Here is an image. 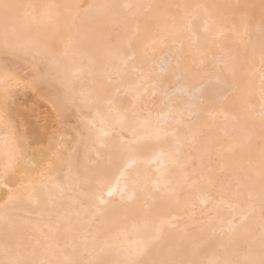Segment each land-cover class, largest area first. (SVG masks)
<instances>
[{"label": "snow or ice", "instance_id": "snow-or-ice-1", "mask_svg": "<svg viewBox=\"0 0 264 264\" xmlns=\"http://www.w3.org/2000/svg\"><path fill=\"white\" fill-rule=\"evenodd\" d=\"M61 8L93 13L87 25H76L73 18L75 38L62 34ZM197 19L201 24L194 23ZM0 22V187L7 190L0 203V264H264V0L86 6L0 0ZM201 28L203 35L198 34ZM225 29L246 38L245 48L211 57L223 69L207 80L191 83L195 62L182 64L176 53L163 50L170 38L186 31L189 52H198L214 41V32L223 36ZM140 33L161 48L139 55L133 39ZM58 45L64 46L62 53ZM257 56L259 111L247 80L239 117L243 124L237 127V117H232L233 123H224L216 134V125L205 117L211 118L216 104L251 75ZM137 58L149 71L130 79L128 62ZM76 60L80 66L72 77L87 73L90 85L79 98L66 67ZM156 63L160 67L154 73L151 65ZM200 70H207L204 60ZM149 80L153 95L160 89L166 120L151 111L144 114L141 89L147 94ZM20 88L45 89L63 99L61 110L53 109L58 118L74 109L99 146L97 162L74 185L65 187L61 181L63 155L52 150L51 142L55 132L40 159L31 162L35 151L16 122L18 116L10 115L13 89ZM257 120L258 149L252 136L240 132L241 127H255ZM144 153L154 154L144 163L155 165V172L129 175ZM105 154L119 168L120 178L130 182L121 185L118 179L119 188L111 184L98 163ZM105 191L108 197L118 195L119 203L105 199ZM65 200L79 206L83 215H73L85 219L87 228L73 222ZM198 204L204 206L199 216L190 211ZM25 205L40 211L25 212ZM257 206L258 219H250Z\"/></svg>", "mask_w": 264, "mask_h": 264}, {"label": "bare ground", "instance_id": "bare-ground-1", "mask_svg": "<svg viewBox=\"0 0 264 264\" xmlns=\"http://www.w3.org/2000/svg\"><path fill=\"white\" fill-rule=\"evenodd\" d=\"M10 3H17L22 5H99V4H140V3H158V4H199V3H216V4H259L260 0H8ZM57 10L53 9L51 12L54 14ZM79 11V15L77 12ZM60 12V27L62 30L63 36L67 39L68 37L75 38L76 32L75 27L72 25V20L75 18L76 25H87L89 23L88 17L93 15V13H85L83 10H77L76 8H61ZM46 18L41 16L40 20L43 22ZM195 24H201V21L197 19L194 21ZM65 25H67V30H65ZM132 26L129 25V32H131ZM0 31H2V22H0ZM103 31V30H101ZM199 35H203L202 28L198 31ZM215 37L214 41L209 43L207 46H203L198 52H189V33L186 31L182 34L170 38L168 41L167 49L164 51H170L176 53L177 59L180 60L182 64L187 62L188 64H193V74L195 79L191 83H197L200 80H207L209 77H213L218 68L223 69V64H216L215 60H212L211 57H223L226 52L236 51L242 52L245 48L246 38L242 36L234 35L232 32L225 29L223 36H216V33H213ZM3 45V40L0 39V47ZM217 45L219 47H217ZM156 47L160 49L161 46L157 43L156 45L152 44V41L149 37L145 36L143 33H140L133 39V48L136 49L139 55H142L144 52H147L151 55V48ZM64 46L58 45L57 51L63 52ZM70 51V50H69ZM160 56V51H158L154 59L158 60ZM11 59V58H9ZM3 60V57H0V61ZM204 60L207 70H200V61ZM15 65L13 64V67ZM79 60L75 62H67V75L71 79L76 80L75 94L79 98V93L85 91L90 86L88 83L89 77L87 73H83L78 77H72V72L79 67ZM149 65L143 63L140 58L136 60H131L128 62V75L129 78H139V73L141 71H149ZM159 64H152L151 68L155 72H159ZM259 58L255 59L254 67L250 76L245 77L241 81L240 85L237 87L236 91L228 96L226 100L219 101L214 109L213 116L211 118L205 117V119H211L216 127L214 132L220 134L221 127L224 123L232 124V117H237L235 122L237 127H240L243 124V121L239 120L241 113L242 98L249 91L246 87L247 80H251L253 88L251 89L253 95V104L255 111L258 112L260 109V71H259ZM137 69L138 71H134ZM152 79H157L153 75ZM149 80L145 87H148L147 94L143 93L141 89L142 99L141 104L144 105V114L147 116L148 111H151L154 116H158L161 120L168 119L167 109L162 107L163 97L160 95V89H156V95H153V89L149 87L151 84ZM2 91V90H0ZM32 95V96H31ZM31 97V98H30ZM43 102L49 108L47 111L42 110V107L38 102ZM0 101H2V96H0ZM64 104L63 99H57L56 96L49 94L45 89L39 91L33 90L32 88H20L13 89L12 97V110L10 115L18 116V122L20 130L25 133L27 139L30 141L31 150L35 151V156L32 158L31 162L38 161L40 159L39 152L42 149H47L50 144V138L53 137L55 132L53 143V151H56L57 148L63 155V173L61 175V181L65 184V187L68 185H74L76 182V177L83 173L86 167H93L97 162V149L99 146L94 143L93 138L89 137L87 127L82 121V117L79 113L75 112L73 109L66 116H61L58 118L57 112L53 111L54 108L57 111H60ZM22 114V115H21ZM66 120V122L61 127V121ZM241 135H250L253 138V143L258 149L259 147V125L258 120L256 121L255 127H241ZM141 143H147V141H141ZM3 151H4V123L0 119V161L3 160ZM103 151V150H100ZM51 155V153H49ZM153 153H144L142 154L138 162L129 170V175L134 176L137 172H143L145 169H151L152 172H155V165L146 164L144 161L146 159H151ZM30 162V163H31ZM28 165L29 171L32 169ZM99 164L103 165L107 170L108 179L111 184L117 188L120 185H117V180L120 179V184H124L126 181L123 178H120L119 168L110 164L107 155L105 154L98 161ZM39 166L35 171H39ZM2 165H0V173H2ZM67 195H73L71 192ZM7 198V190L0 187V203L3 202V199ZM104 198L111 200L115 203H119V196L108 197L105 191ZM244 199V196L241 197ZM151 203V201H149ZM65 208L69 211L73 222L79 221L80 225L87 228L88 225L85 222V219H82L83 215L82 210L77 205H69L68 201H64ZM203 205L198 204L196 209H190V211H195L197 216H199L200 210L203 208ZM24 211L38 212L40 209H36L32 205H25ZM237 211H240L238 209ZM81 212V216L73 215V213ZM259 208L257 206L255 214L250 217V219H258ZM35 219V217H31ZM230 218V217H229ZM238 222V221H237Z\"/></svg>", "mask_w": 264, "mask_h": 264}, {"label": "rangeland", "instance_id": "rangeland-1", "mask_svg": "<svg viewBox=\"0 0 264 264\" xmlns=\"http://www.w3.org/2000/svg\"><path fill=\"white\" fill-rule=\"evenodd\" d=\"M32 96V95H31ZM31 98V97H30ZM40 101V100H39ZM38 104L42 107V110L47 111L49 108L46 106V104H44L43 102H38Z\"/></svg>", "mask_w": 264, "mask_h": 264}]
</instances>
